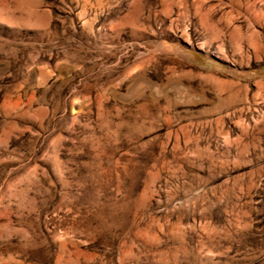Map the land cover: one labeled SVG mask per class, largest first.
I'll use <instances>...</instances> for the list:
<instances>
[{
    "label": "rangeland",
    "instance_id": "1",
    "mask_svg": "<svg viewBox=\"0 0 264 264\" xmlns=\"http://www.w3.org/2000/svg\"><path fill=\"white\" fill-rule=\"evenodd\" d=\"M0 264H264V0H0Z\"/></svg>",
    "mask_w": 264,
    "mask_h": 264
}]
</instances>
